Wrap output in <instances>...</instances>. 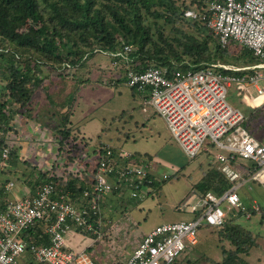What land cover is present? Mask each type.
Instances as JSON below:
<instances>
[{
    "label": "built area",
    "instance_id": "1",
    "mask_svg": "<svg viewBox=\"0 0 264 264\" xmlns=\"http://www.w3.org/2000/svg\"><path fill=\"white\" fill-rule=\"evenodd\" d=\"M184 15L205 22L227 53L187 69L180 62L138 71L130 67L133 46L125 45L110 52L115 60L106 80L141 94L143 110L151 107L164 119L188 158L205 154L231 187L222 194L206 190L191 209L193 219L158 224L135 241L125 235L133 247L122 259L114 236L130 220L126 198L142 199L157 189L151 159L117 144L90 143L75 129L64 135L58 118L42 125L24 119L13 101L0 119V264H97L96 245L113 264H174L198 244L204 226L221 227L235 210L246 218L261 212L258 200L247 205L240 189L264 181V142L247 129L249 116L229 102L228 92L254 86L253 106L264 107V0H208L205 12L187 9ZM232 47L250 50L258 61L236 64ZM24 153L34 171L16 173L9 160L24 162ZM30 230L41 240L30 239ZM72 233L92 241L77 252L67 242Z\"/></svg>",
    "mask_w": 264,
    "mask_h": 264
},
{
    "label": "trees",
    "instance_id": "2",
    "mask_svg": "<svg viewBox=\"0 0 264 264\" xmlns=\"http://www.w3.org/2000/svg\"><path fill=\"white\" fill-rule=\"evenodd\" d=\"M208 0H0V33L3 40L12 43L9 49L11 60L5 57L2 64L6 67L4 82L7 86L3 93L11 97L21 107H25L32 98L40 83L42 65L58 67L66 59L74 63V54L84 53L82 44L93 45L89 50L117 52L125 45H137L136 50L130 54V67L145 71L151 66H168L174 68V63H183L182 68L199 65L206 61L214 62L222 58L227 50L220 47L217 37L210 32L207 24L201 20L185 17L187 9H196L205 12ZM173 26L172 37L165 33V27L159 22ZM24 20H29L32 26L23 30ZM161 24V25H160ZM52 30V32L50 31ZM91 39L94 43H91ZM69 44L77 47L75 51L68 49ZM3 45V41L0 43ZM67 47L66 54L62 53ZM242 60L257 62L253 53L244 49L241 52ZM18 57L19 59H17ZM238 61V62H237ZM236 64L243 63L240 60ZM25 63L26 66L22 64ZM23 66V67H22ZM70 82V81H69ZM71 83V82H70ZM58 92L51 93V104L56 108L64 126L62 133L70 134L73 127L69 114L68 100L59 99ZM10 102V101H9ZM7 100L0 103V119L5 117L4 110L8 106ZM62 109H67L64 112ZM72 110V107H71ZM250 118L246 127L262 142L260 135L253 128ZM146 158L151 159L150 155ZM15 163L18 160H13ZM10 178L11 172L7 173ZM29 183H33L31 177ZM78 183V182H77ZM73 182V185L77 184ZM231 187L226 175L214 164L198 184V189L204 193L212 189L222 194ZM264 219V206H261ZM234 212V211H232ZM228 213L224 225L217 227L221 230V237L225 242L221 244L222 258L215 262L210 256L204 254L196 257L197 245L186 249L174 264H249L247 257L255 248L263 249L264 236L255 232L251 227L235 222L238 217L244 216L242 211ZM258 212H253V217ZM209 227L210 226H204ZM41 231V226L37 229ZM199 236V235H198ZM30 239L40 241L39 234L30 230ZM48 243V238H45ZM195 256V257H194ZM205 258V260H202Z\"/></svg>",
    "mask_w": 264,
    "mask_h": 264
},
{
    "label": "rangeland",
    "instance_id": "3",
    "mask_svg": "<svg viewBox=\"0 0 264 264\" xmlns=\"http://www.w3.org/2000/svg\"><path fill=\"white\" fill-rule=\"evenodd\" d=\"M22 22L24 31H27V29L32 26L29 20H24ZM159 22L165 27V33L168 37L175 35V33L173 34V26L165 23L163 19H160ZM50 31L52 32V30ZM2 41L3 45L6 46L0 45V103L2 100H7L8 103L12 104L13 101L10 100L11 97L7 95L5 98L3 93L7 83L3 80L6 67L2 65L5 61V57L11 60L12 55L9 54L11 53L9 49H3L1 47H13L12 43L8 40H3L2 34L0 33V43ZM90 42L94 43V40L91 39ZM92 46L93 45L82 44V49L87 51L83 54L77 51V53L74 54L75 62L77 63H74L72 58L66 59L65 57L58 67L52 68L50 65L41 66V81L38 88L33 93L31 101L22 109L23 118L31 119V121L36 123L46 124V120L51 121V119L58 117V115L53 113L56 108L51 104L49 97L51 93H54V91L58 92L56 95L59 96V99H64L66 102L69 99L68 96L72 97L68 101L67 108H69V114L70 111L72 112L71 107H73L74 114L72 119L81 127L83 130L81 134H84L85 138L88 139L90 143H100L103 140V142L117 144L120 138L124 139L122 143L127 149L136 153L138 151L148 152L154 154V156L155 154L159 155V160L157 159L158 156L151 159L154 166L152 171H160L162 176H170L167 180L158 181L160 186L158 187L157 193L155 196L150 197L151 202L148 201L146 203L142 212L135 210V205L129 209L132 216H136L138 219L140 218L138 221L135 220L136 218L134 219V221L138 222L139 231L146 233L157 224L187 220L186 218L189 210L185 211L183 209L179 211L174 208V205H179L181 203L180 207L182 208V205L186 201H189V204L196 202L193 186L197 184L201 178L203 172L201 161L205 160L204 154H200L194 159L188 158L182 147L173 139L163 118H160L161 116L159 115L160 117H157L156 120L147 121L149 120L147 118L148 115L142 111V107L139 104L140 102L134 100L130 91L123 85L118 87L108 85L105 86L107 88H100L101 85L98 80L106 84L105 80L113 74L111 71L115 59L110 55L111 51L108 50L99 51L95 48L91 52L89 49ZM135 46L137 47V45ZM135 46H133L132 52L136 50ZM234 47H232V56L233 59L237 61L242 58V50L240 48L239 50L234 49ZM68 49L71 51H75V49L78 50L77 47H73L71 44H69ZM68 49L67 47L64 48L62 53L66 54ZM3 52L6 55L5 57L1 55ZM16 58L19 59L18 57ZM22 65L26 66L25 63ZM115 74L118 75L119 73L115 72ZM257 94V88L254 86L248 87L245 92H240L233 86L229 88L228 100L233 106L241 108L245 113L253 114V116L256 115L257 117L254 118L253 124L254 127L258 129V127L264 126V107H262V109H256L253 106L252 98ZM48 102L53 107L50 111H46V116H48V114L52 115L48 116L47 119H43L39 109L44 103ZM73 104H76L75 108ZM39 105L41 106L39 107ZM136 105L137 108L134 110L133 108H135ZM127 109L133 111V116L125 115V119H122L121 112ZM62 110L64 112L67 111V109ZM152 111L153 110H150L147 113L151 116L153 113ZM252 111H254V113H252ZM134 120H140L142 121L141 124L146 123V125L144 127L139 126L138 128ZM70 126L77 130L73 122ZM77 132L80 131L77 130ZM126 134L130 136L127 139L125 138V136L127 137ZM27 157L28 156L24 153L22 156L24 162L19 161L15 166H12V168L17 167L20 169L18 170L16 168V173L18 171H27V169L28 171L31 170V172L34 171V166L26 160ZM168 158H170L178 169L174 168V170L172 169L173 167L167 165V163L169 164V162H166L169 160ZM14 159L15 157L11 158L9 161L12 163ZM241 161H244L247 165L252 164L251 161ZM206 163H208V165ZM31 166L33 167L31 168ZM204 166L206 167V171H208L212 163L206 159ZM240 193L244 196L247 204L251 203L253 198H259L264 205L263 184L254 181L252 183V189L242 188L240 189ZM235 211L237 212V210ZM229 213L232 215L231 217L236 215L232 211ZM262 215L263 212L261 211L256 214L254 218L252 215V220L251 218L242 216L238 217L235 222L242 223V225H246L247 227H252L260 231L261 235L264 236V219ZM221 233L219 228L208 227L204 230L201 228L199 233L200 242L196 248L199 251L195 256L198 257L204 254L205 256L207 255L213 258L215 262L219 261L222 258L220 253L221 244L225 242V245H228V242L222 239ZM91 241V237L82 233H72L67 236L69 246L77 252L87 247ZM99 248L100 247H96V249L91 250L94 257L101 255L98 251ZM105 257L106 256H104V258ZM247 259L250 264H264V249L255 248ZM202 260H205V258H202L201 261Z\"/></svg>",
    "mask_w": 264,
    "mask_h": 264
},
{
    "label": "crops",
    "instance_id": "4",
    "mask_svg": "<svg viewBox=\"0 0 264 264\" xmlns=\"http://www.w3.org/2000/svg\"><path fill=\"white\" fill-rule=\"evenodd\" d=\"M99 82H100V85H101V87L100 88H107V87H105V86H108V85H111V86H120V85H123V84H120V85H117V84H112L111 82H109V81H107V80H105L106 81V84L105 83H103V82H101L100 80H98ZM125 88H127L129 91H130V93H131V95H132V98L134 99V100H136V101H139L140 103V105H141V107H142V111L144 112V113H146L147 115H148V119L149 120H147V121H151V120H156V118L157 117H160L157 113H155L154 111H152L153 113H152V115L150 116V114H148L147 112H149L150 110H153L151 107H149V109H148V111H144L143 110V107H144V104H143V97H142V95L141 94H139L138 92H136L134 89H131V88H129L128 86H126V85H123ZM49 103V102H48ZM44 103V105H42V107H40L41 105H39V107H40V111H41V113H42V117H43V119H47V117L48 116H50L51 114H48V116H46V111L47 110H51V108L53 107V106H51V104L49 103ZM75 105L76 104H73V106H74V108H75ZM137 108V105H136V107L135 108H133L134 110ZM54 109V108H53ZM37 111H38V107H37ZM74 110H73V107H72V113H71V116H70V124L69 125H72V122H73V125L75 126V128L77 129V130H79L81 133H83V130L81 129V127L80 126H78V124H76V122H74L73 121V119H72V117H73V114H74V112H73ZM54 113L56 114V115H58V120L60 121V123H61V120H60V117H59V114L56 112V110H54ZM133 111L132 110H129V109H127V110H123L122 112H121V117H122V119H125V115L126 116H128V115H130V116H133ZM252 113H254V111H252ZM247 114V113H246ZM248 116H249V119L250 118H252L251 120V123H252V126H253V128H255L254 127V124H253V121L255 120L254 118L255 117H257L256 115H254L253 116V114H247ZM160 118H162V117H160ZM248 119V120H249ZM47 121V120H46ZM51 121H52V119H51ZM135 121V125H136V127H138L139 128V126H145L146 125V123H143V124H141L142 123V121H140V120H134ZM163 121H164V119H163ZM48 122H50V120L48 121ZM48 122H45V123H48ZM148 122V123H149ZM165 122V121H164ZM41 125H42V123H40ZM166 124V123H165ZM142 127V128H143ZM74 128V127H73ZM263 128H264V126L263 127H258V129L257 128H255V130H256V132L258 133V134H260V135H263V137H264V130H263ZM248 129V128H247ZM251 132V131H250ZM252 133V132H251ZM128 134V133H127ZM126 134V135H127ZM84 135V134H83ZM255 135V134H254ZM256 136V135H255ZM128 137H130L129 135H127V137L125 136V138L127 139ZM124 141V139H119L118 140V142L119 143H117V145H120V146H123L124 147V145H123V142ZM102 142H103V140H102ZM96 143H99V142H96ZM101 143V142H100ZM125 148V147H124ZM127 149V148H126ZM129 151H132V150H130V149H128ZM132 152H134V151H132ZM134 153H136V152H134ZM139 157H142V158H146V155L148 156V155H150L151 156V159L153 158V157H156V156H158L157 157V159L159 158L160 159V157H159V155H157V154H155V156H154V154H150V153H148V152H138L137 151V153H136ZM204 159L205 160H203V161H201V167H203V172H202V175H201V178H200V180L197 182V184H195L194 186H193V193L195 194V196H196V202L195 203H193V204H189L190 202L189 201H186L183 205H182V208L180 207V205H181V203L179 204V205H177V204H175L174 205V208L175 209H177V210H179V211H181V210H189L188 212V215H187V220H190V219H193L194 217H195V213L194 212H192L191 211V209H192V207L194 206V205H196L198 202H199V199H200V197H201V195L203 194L199 189H198V184H200V183H202L203 182V178L205 177V175L207 174V171H206V167L204 166V162H206V159H208V157L204 154ZM158 159V160H159ZM169 160H167L166 162H169V164L167 163V165L168 166H171V167H173L172 169H178V168H176L177 166L170 160V158H168ZM171 163V164H170ZM207 165H208V163H206ZM11 165L12 166H15L16 165V163L13 161L12 163H11ZM154 167V166H153ZM205 167V168H204ZM17 168V167H16ZM15 168V169H16ZM207 168H208V166H207ZM18 169V168H17ZM174 169V170H175ZM18 170H20V169H18ZM22 172H24V171H22ZM153 172V174L156 176V179H157V189L154 191V193H150V194H148L146 197H144V198H142V199H128V198H126V203H127V210H128V216H129V218H130V220L128 221V222H124V225H125V228H122L118 233H117V235H115L114 236V239H116L117 241H119L118 243L121 245V247H122V249H120V247H118V246H116V248H115V250H119L120 252H121V255H124V256H121V258L122 259H126V256L128 255V253H129V251H128V248H132L133 247V245L131 244V243H129V242H124V240H122L123 238H125V235H126V237H128L130 240H132V241H135V240H137V239H139L143 234H145V232H143V231H139L140 229H138V222H136V221H134V219L136 218V216H132L131 214H130V208H132L134 205H135V207H134V209L135 210H137L138 212H142V209L143 208H145L144 206H146V203L148 202V201H150L151 202V200H150V197L151 196H155V194L157 193V190H158V187L160 186V184H158L159 182H160V180H167L170 176L169 175H164V176H162V174L160 173V171L159 172H157V171H152ZM12 176V175H11ZM159 181V182H158ZM256 182V181H255ZM257 182H259L260 184H263L264 185V181H257ZM241 196H242V199H243V201L245 202V198H244V196L241 194ZM253 199H257L258 200V202H259V204H260V206H264L263 205V203L261 202V200L259 199V198H253ZM246 203V202H245ZM247 204V203H246ZM250 203H248L247 205H249ZM180 208V209H179ZM255 217V216H254ZM253 217V218H254ZM146 218V217H145ZM253 218H251V220L253 219ZM140 219V218H139ZM138 218H136L135 220H139ZM250 220V219H249ZM250 220V221H251ZM261 220V219H260ZM181 221V220H180ZM249 221V222H250ZM262 221V220H261ZM260 222V221H259ZM263 224H264V222H263ZM158 225V224H157ZM205 228H208V227H203L202 228V230H204ZM210 228H215V227H210ZM252 228V227H251ZM152 229V228H151ZM150 229V230H151ZM253 229V228H252ZM253 230H255V229H253ZM255 232H257V233H260V231H257V230H255ZM200 233V232H199ZM205 234H206V232H205ZM124 245V246H123ZM96 247H100L99 245L97 246H92L91 247V250H93V249H96ZM124 247V248H123ZM258 249H260V248H258ZM263 249H264V247H263ZM254 250V249H253ZM252 250V251H253ZM99 251V250H98ZM100 253H101V255H103L104 254V252H102V251H99ZM252 253V252H251ZM100 255V256H101ZM107 255V256H106ZM116 255V254H115ZM100 256H98V257H96L95 258V262L97 263V264H113V262H112V258H110V253H107V254H104L103 255V257L104 256H106L105 258H104V260H103V262L100 260L99 261V257ZM114 256V255H113ZM249 262V261H248ZM250 264V263H249Z\"/></svg>",
    "mask_w": 264,
    "mask_h": 264
}]
</instances>
